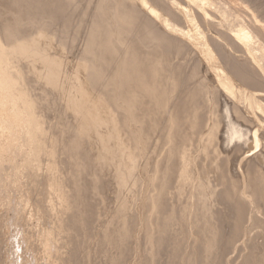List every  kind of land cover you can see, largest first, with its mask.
Wrapping results in <instances>:
<instances>
[{"label": "bare ground", "instance_id": "obj_1", "mask_svg": "<svg viewBox=\"0 0 264 264\" xmlns=\"http://www.w3.org/2000/svg\"><path fill=\"white\" fill-rule=\"evenodd\" d=\"M0 264H264V0H0Z\"/></svg>", "mask_w": 264, "mask_h": 264}]
</instances>
